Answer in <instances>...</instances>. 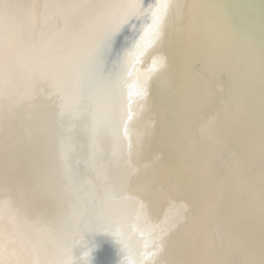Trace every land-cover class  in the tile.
Masks as SVG:
<instances>
[{"label":"bare ground","instance_id":"1","mask_svg":"<svg viewBox=\"0 0 264 264\" xmlns=\"http://www.w3.org/2000/svg\"><path fill=\"white\" fill-rule=\"evenodd\" d=\"M231 1L168 0L151 32L163 0H0V264L264 238L263 47Z\"/></svg>","mask_w":264,"mask_h":264},{"label":"water","instance_id":"2","mask_svg":"<svg viewBox=\"0 0 264 264\" xmlns=\"http://www.w3.org/2000/svg\"><path fill=\"white\" fill-rule=\"evenodd\" d=\"M232 12L234 11L240 28H244L246 32L253 34L258 46L262 49V69L264 74V0H232ZM251 17V22L247 23L242 17ZM248 33V35H249ZM99 65H95L97 69ZM100 237V236H98ZM254 240L252 245H241L238 243H230L227 250L232 252L225 257L219 258L222 254L216 255L214 244L207 250L199 251L203 247H193V250L188 251V256L194 264H264V238ZM206 246V245H205ZM92 248V256L90 264H113L116 259L114 244L104 238L100 237L97 247ZM223 248H218L217 252ZM187 254V253H186ZM213 262V263H212Z\"/></svg>","mask_w":264,"mask_h":264},{"label":"clouds","instance_id":"3","mask_svg":"<svg viewBox=\"0 0 264 264\" xmlns=\"http://www.w3.org/2000/svg\"><path fill=\"white\" fill-rule=\"evenodd\" d=\"M104 233H107V232H104ZM108 234H110L114 238L115 242L118 243L120 246L122 255L118 261V264H138L137 260L128 253L127 246L124 244L121 234L118 232H113V233H108ZM80 243L81 242L78 241L76 245ZM161 251H162V248H161ZM90 259H91V249L85 248L80 254L79 261L81 262V264H90ZM65 264H76V258L73 256V253L65 261ZM139 264H149V258H144L143 260L139 262ZM152 264H154V261L152 262Z\"/></svg>","mask_w":264,"mask_h":264},{"label":"snow or ice","instance_id":"4","mask_svg":"<svg viewBox=\"0 0 264 264\" xmlns=\"http://www.w3.org/2000/svg\"><path fill=\"white\" fill-rule=\"evenodd\" d=\"M170 7L168 0L158 3L152 14V24L149 26L151 32H156L162 25L167 9Z\"/></svg>","mask_w":264,"mask_h":264}]
</instances>
